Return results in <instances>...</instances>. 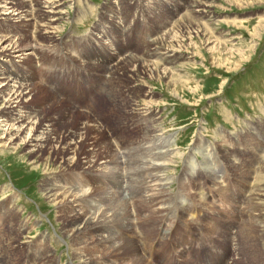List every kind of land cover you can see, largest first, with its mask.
I'll use <instances>...</instances> for the list:
<instances>
[{"label":"rangeland","instance_id":"374dc122","mask_svg":"<svg viewBox=\"0 0 264 264\" xmlns=\"http://www.w3.org/2000/svg\"><path fill=\"white\" fill-rule=\"evenodd\" d=\"M194 1L74 0L65 5L64 18L59 16L51 34L67 45L69 52L61 53L62 57L47 53L48 43L32 25L21 26L27 21L0 19V32L22 37L23 52L32 49L35 53L22 60L8 57L9 61L0 55V72L20 75L30 86L23 106L41 118L38 127L50 125L53 135H58L80 131L82 123L89 122L98 123L103 131L99 134L93 126L85 130L73 167L83 168L84 153L93 151L90 158L103 161L114 150H123L127 143H138L147 133L168 135L173 157L163 169L172 181L163 192L179 200L180 212L172 231L179 233L178 239L173 234H160L173 224V209L160 225L163 230H153L147 236L151 217L158 216L152 212L160 211L163 205L152 197L140 201L141 194L130 193L126 183L106 181L104 185L118 190L117 197L125 195L129 211L128 228L119 220L111 223L119 238L112 239L113 246L108 248L109 244L99 241L100 233L95 229L84 228L73 234L82 214H73L69 206L61 207L58 199L48 198L45 193V188L54 184H72L87 190L102 188L99 176L67 172L65 168L70 166H64L60 151L35 159L26 149L0 146V248L3 245L9 249L12 262L8 264H33L31 257L35 262L43 257L45 264H106L107 259L115 258L112 250L129 253L117 256L120 264H136L130 254L131 243L142 247L137 251L146 257L141 264H203L190 254L189 237L199 244L207 234H215L220 246L209 264H264V0H214L207 16L201 19L205 28L199 24L203 32L192 33L190 27L183 26L188 20H178L179 37L192 34V54L180 49V57L176 56L172 63H164L165 54L161 61L152 58L157 65L177 69L176 74L170 77L153 71L154 65L151 69L139 65L131 71L121 70L119 90L111 97L102 88L107 83L102 65L124 60L127 52L139 55L151 47H157L161 54L168 51L159 42L153 43L150 35L171 26L167 22L190 11ZM137 16L147 20L134 22ZM144 27L150 29L146 31ZM202 34L217 41L223 39V45L210 49L212 44L205 43ZM41 53L47 55L43 60ZM65 58H69L66 63ZM56 69L63 72L58 89L53 85L57 86V82L49 83L61 73ZM81 70L83 76H79ZM74 84L79 87L78 93ZM196 86L202 88L193 92ZM150 90L152 95L146 96ZM148 104L151 113L141 117ZM127 165L122 163L124 168ZM152 188L145 192L156 191ZM242 210L249 213V219L258 214L261 223L248 220L256 229L251 236L242 233V249L235 251L233 243L238 239L233 232L239 224L242 228L247 219ZM134 229L145 233L135 235ZM125 238L128 242L122 243ZM153 241L159 250L155 254L144 248ZM172 249L179 250V256ZM209 252L208 246L197 245L192 254L201 257Z\"/></svg>","mask_w":264,"mask_h":264},{"label":"bare ground","instance_id":"6f19581e","mask_svg":"<svg viewBox=\"0 0 264 264\" xmlns=\"http://www.w3.org/2000/svg\"><path fill=\"white\" fill-rule=\"evenodd\" d=\"M73 1L74 0H0V19H3L4 21H11V22L20 21L21 23L23 21H27L21 26L25 27V26L32 25L35 33L41 35L42 40L45 41L44 43L47 42L49 44V47H47L48 44L46 43L47 44L46 48L48 50L47 53L48 54L54 53L56 56L61 55L62 57L63 54L61 53L69 52L67 45L64 44L63 41L60 42L61 40L59 38H56V36L54 37L51 34L53 33L52 31L56 28L55 25L58 23V20L63 17L65 5L68 3L70 4ZM165 1H168V0H165ZM213 2L214 0H195L190 11L180 16L179 15L175 16L172 19H170L171 22L170 20L167 22V24H170L171 26L168 27L167 25L165 27H161V29L156 30V33H154L153 35H150V38L152 37L151 39L152 42L153 41L159 42L161 46L163 45L164 47L169 48L168 51L163 52V54H161L162 51H160V53L159 51H157V47H151L148 50L145 49L143 53L139 55H135L132 53L129 54L127 52L124 55L125 57L124 60L120 59V61L116 62L115 64L112 63V64H108L105 66L102 65L103 71L104 73H106V76H107V83H104V86L102 87L103 89H105L106 94H108L111 97L115 91L119 90V82H120L121 76H123V75L120 76L121 70L125 68L131 71L133 67L140 65V66L150 67L151 69V67L154 65L155 67L154 68L152 67V70L157 73H162V75H166L170 77H172L173 74H176L175 71L177 69L166 68L162 65V63L158 64L159 65L158 66L156 62L154 63L155 60H152V58L156 57V58H159L161 61V59L163 58V55L165 54V59L163 60L164 63H172L173 59L176 58V56H179L178 53H180L181 50H183L184 54H187V53L192 54V52H189L190 48H194V45H195V42H192L193 40L192 34H184L179 37V29L181 26H179L178 20H181V19L188 20L186 23L183 24V26H185L186 29H189L190 27L192 33L203 32L199 24L203 28H205V23H203L201 19L207 16L208 10L212 6ZM142 18H143V22L147 20V17L139 18V16H137L134 22L135 21L137 22L138 20H141ZM150 27H144L143 29H146L147 31L150 29ZM197 35H200V34H197ZM202 35L203 37H205V43L212 44L209 47L210 49H217L219 48V45H223V42H222L223 39L221 40L219 38L220 40L217 41V40L212 39L211 36L209 35L207 36V34H202ZM187 42L188 44H186ZM23 46L24 44L22 43V37L18 35L11 36L9 35V32L8 33L0 32V55L4 56V58H2L3 60L5 59V61H9L8 57H18L20 60H22L23 58L24 59L30 58L32 55L35 54L34 51H32V49L23 52V49H22ZM154 53H156V55ZM40 56H41V59L43 60L45 56L47 55H45V53H41ZM66 60L68 61L69 58L68 59L65 58L64 63H66ZM79 70L80 69H78V72ZM179 70L180 69H178V71ZM55 71L61 72V73L55 76V80L50 79L49 83L51 85L53 84V81L54 83L57 82L58 83L57 86H55V84L53 85L55 88L58 89L60 88L59 86L61 85V82H62L63 72L62 70H58V69H56ZM84 72L87 74L86 71ZM79 76H83L82 70ZM75 87H77V85L74 84L73 88ZM29 88L30 86L27 83L22 81L20 75L12 76V75H7L6 71L0 72V146L3 148L4 147H14V149L15 148L26 149L29 152L27 153L30 154V157H33L35 159H37L39 156L42 157L44 153L52 155V153H58L60 151L61 152L60 160L62 161L64 166L66 165L70 166L69 169L65 168V170H69L67 172L69 173L84 172V174L91 175V177L99 176L97 180H102L103 182V185H101L102 188H98V189L97 187L90 188L89 189L90 192H88L89 190L87 189H81L80 187H77L72 184H69L70 186L62 185V184H54L53 186H48L47 188H45V191H46L45 193L47 194L48 198L53 197V200L58 199L59 200L58 204L61 207L69 206L70 211L73 210L72 211L73 214H82L81 220L74 226L73 234H78L80 230L84 228L87 230H89V228L95 229V232L100 233V235H98L99 241L103 243L104 245L109 244L107 247L112 248L113 243H111V240L112 239L117 240L119 236L115 235V231H113L114 226H112L111 223H113L115 220H119L124 225H126V228H128L127 226H129V221H127V217L129 216V211L125 208L127 204L126 200L128 199L125 197V195H123V197L122 195L121 197L120 196L117 197L118 192L116 191L118 190L115 191L114 189H112V186L109 187V186L104 185V182L113 180V181L119 182L118 183L119 185L121 184L124 185L126 183L125 187L128 189L130 193L132 194L138 193V196L141 194L140 201H142L143 198L145 197L146 198L152 197L153 200L157 201V203H160L161 205H163L161 206V208H158L160 209V211L152 212V214H156L158 216L151 217L153 218V220H150L151 227L146 232L147 236L149 233H152L153 230H155L156 233H158L159 230L162 231L163 228L160 225L162 224L163 220L170 215V213L172 212V209L175 210L172 212L174 216L172 217L174 219L173 224L168 226L165 232L160 233L161 235L166 234V237L170 236V234L172 235L173 226L180 212H179V200L171 196L167 197L168 193L167 195H165V193L163 192L164 189H167L166 188L167 184H169L172 181L171 178L168 177V174L164 173V169H163V168H167L171 164V162H169V159L173 157L169 153V151L171 150L170 148L171 143L169 142V136L168 135L163 136V134L159 135L157 133H147L142 137V139L138 143H134V142L127 143L123 150L121 151L114 150L113 155L108 156V158L103 161L95 162L94 160H92L90 157L94 155L93 151H90L89 153H84L86 154V156L83 157V160H82L83 168L80 170H77V168L73 167V163L77 160L78 154L80 153V143L84 139L85 130L88 129L90 126H93V129H94L93 131H96L100 134L103 132L102 129H99L100 127L98 123H93V124L91 123L90 125L89 122L82 123V126L80 127V131H69L67 133H60L58 135L57 134L53 135L54 132H53V129L50 128V125H46L45 127L39 128L38 123L41 122V118L31 115L29 110L25 109L23 106V102L25 101V98H27L31 92L30 91L31 89ZM201 88L202 87L200 86H196L193 92H196L200 90ZM78 89L79 87H77V93H78ZM148 92L146 96L152 95L151 90ZM148 105L150 106L147 107V109L145 108L146 111L145 110L144 112L140 111L142 112L141 117H147L151 113L149 112L151 109V104H148ZM8 111L12 113L8 114L7 113ZM95 144H96V141H94V145ZM47 157L49 159L50 155H48ZM124 162H128V165L125 168L122 167V163ZM193 166H195V164ZM210 172H211V169H210ZM252 173H253V170H252ZM194 175H191V176H194ZM127 176L129 177L128 179L126 178ZM65 182H66L65 184L70 183L69 181H65ZM152 186H154V189L156 191L150 194L147 192L148 193L147 194L145 190L147 191L148 189V191L149 190L152 191L150 189L152 188ZM253 189L254 188H252V190ZM141 192H145V193H141ZM98 202L102 203L101 206L100 204H98ZM122 204L124 206H122ZM243 212L244 214H246V216L247 214H249L246 211H243ZM254 214L256 215V213ZM248 217L249 216H247V219L244 225H242V228H239V225H240L239 224L236 226L237 229L235 230V232L232 231L233 233H235V236L238 239V243L236 242L233 243V248L235 249V251L242 249V244L240 242L241 236L245 234V232L246 234H249V236H251L254 230L256 229L255 228L256 226L253 227L252 222L248 220L254 219L255 221H259L261 223V219H258V214L256 215V217L254 216L251 217L250 215L251 217L250 219ZM156 219L158 220L156 221ZM214 219H215V222H213V224H216L217 219L215 217ZM143 220L141 219V221ZM134 231H135L134 232L135 235H141L145 233V231L142 232L141 230L137 231L134 229ZM172 237L175 239H178L179 233L178 235L173 234ZM189 238H190V241H189L190 245L188 249L190 250L191 252L190 254L192 255V257L196 259L197 262H200L203 264H209V258L211 257V255L212 254L216 255L220 252V246L215 240V234L214 235L212 234L204 235L203 241L199 242V244L197 241L192 240L191 237ZM156 240H157V236H156L155 241ZM155 241L149 242L145 244L144 246V248L148 247L151 254H155L159 252V250L156 249V244L154 243ZM125 242H128V240L126 241V238L125 240H123L122 243H125ZM75 243L76 244L78 243L77 240H75ZM131 245H132V252L130 254L134 255L133 262H135L136 264H141L140 261L145 262L146 257L142 256V254L141 255L137 254V251H139L140 248L142 247L135 243L134 244L131 243ZM197 245L199 246V248L208 246L209 251H210L209 254L207 253L203 254L201 257L193 256L192 251ZM7 250L9 249L5 248L3 245L0 248V264L10 263L11 255L7 253L8 252ZM77 250H79V246L77 247ZM29 252L30 251L28 250V253ZM112 252L114 253L115 258L107 259L106 264H120L117 261V256L118 255L123 256V255L129 254L127 252L122 253L121 251H115V250H112ZM172 253L179 256V250L175 251V249H172ZM1 254H3L2 256L3 259L1 258ZM31 258H32L33 264H45L46 263L44 262L43 257L39 258L36 262H35L34 257H31ZM185 259H187V257Z\"/></svg>","mask_w":264,"mask_h":264}]
</instances>
